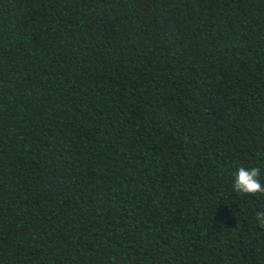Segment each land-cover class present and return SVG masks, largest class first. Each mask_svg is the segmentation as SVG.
<instances>
[{
	"label": "trees",
	"instance_id": "16d2710c",
	"mask_svg": "<svg viewBox=\"0 0 264 264\" xmlns=\"http://www.w3.org/2000/svg\"><path fill=\"white\" fill-rule=\"evenodd\" d=\"M264 0H0V264H264Z\"/></svg>",
	"mask_w": 264,
	"mask_h": 264
},
{
	"label": "clouds",
	"instance_id": "9594fccd",
	"mask_svg": "<svg viewBox=\"0 0 264 264\" xmlns=\"http://www.w3.org/2000/svg\"><path fill=\"white\" fill-rule=\"evenodd\" d=\"M260 169L258 167L245 168L239 167L235 174L233 188L235 191L243 194H264V185L259 180ZM257 220L264 225V211L257 214Z\"/></svg>",
	"mask_w": 264,
	"mask_h": 264
}]
</instances>
